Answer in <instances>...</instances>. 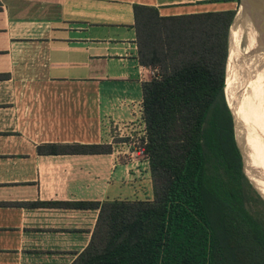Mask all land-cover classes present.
<instances>
[{"label": "crops", "instance_id": "obj_1", "mask_svg": "<svg viewBox=\"0 0 264 264\" xmlns=\"http://www.w3.org/2000/svg\"><path fill=\"white\" fill-rule=\"evenodd\" d=\"M238 2L0 0V264H69L98 214L76 202L114 198L119 179L138 176L111 131L141 107V82L155 71L138 60L134 4L169 15ZM74 141L112 150L38 151Z\"/></svg>", "mask_w": 264, "mask_h": 264}, {"label": "trees", "instance_id": "obj_2", "mask_svg": "<svg viewBox=\"0 0 264 264\" xmlns=\"http://www.w3.org/2000/svg\"><path fill=\"white\" fill-rule=\"evenodd\" d=\"M235 11L162 15L134 4L138 60L155 70L141 82L140 142L153 197L76 202L98 214L69 264H264V198L244 170L250 130L228 93L236 140L224 91ZM111 150L110 142L38 145L41 153Z\"/></svg>", "mask_w": 264, "mask_h": 264}, {"label": "rangeland", "instance_id": "obj_3", "mask_svg": "<svg viewBox=\"0 0 264 264\" xmlns=\"http://www.w3.org/2000/svg\"><path fill=\"white\" fill-rule=\"evenodd\" d=\"M238 6L239 3L235 9ZM248 20L250 21L248 15L247 17L243 16L232 36L233 50L228 93L246 119L250 130L249 157L244 165L245 173L264 198V50H262L263 56L255 50L258 44L252 35V29L255 30V28H251L252 23ZM225 97L227 99L226 94ZM133 106L136 108L135 115H131V118L127 119H118L117 122L112 120L111 131L113 132V144L119 150V159L127 160L134 156V161H137L134 168L137 169L138 176L129 181L126 179L120 181L119 179V182L117 181L115 184L119 183L117 191L113 193L112 197L152 198L153 190L148 159L140 145L141 136L144 135L141 107L139 108L138 104ZM238 145L240 147L239 143Z\"/></svg>", "mask_w": 264, "mask_h": 264}, {"label": "water", "instance_id": "obj_4", "mask_svg": "<svg viewBox=\"0 0 264 264\" xmlns=\"http://www.w3.org/2000/svg\"><path fill=\"white\" fill-rule=\"evenodd\" d=\"M238 3H239V6L244 10V12L247 13V15L249 16V19L253 27L255 28L258 35L260 36V41H261L260 47H263V50H264V0H239ZM235 14L233 16V19L235 17ZM231 24H230V27H231ZM230 27H229V31H230ZM228 54H229V34H228ZM224 85H225V82H224Z\"/></svg>", "mask_w": 264, "mask_h": 264}, {"label": "bare ground", "instance_id": "obj_5", "mask_svg": "<svg viewBox=\"0 0 264 264\" xmlns=\"http://www.w3.org/2000/svg\"><path fill=\"white\" fill-rule=\"evenodd\" d=\"M243 16L245 17H247V13H245L244 12V10L239 6L238 8H237V10H236V14H235V17H234V20H233V22H232V24H231V27H230V31H229V54H228V59H227V66H226V83H225V86H224V90H225V94H226V96H227V101H228V104H229V106L231 107V104H230V100H229V96H228V83H229V73H230V65H231V63H232V61H231V58H232V32H233V28L236 26V24L238 23V21H241L240 19H243ZM248 19H249V16H248ZM249 21V20H248ZM250 22V21H249ZM240 23V22H239ZM247 24V23H246ZM251 24V23H250ZM251 28H254L253 27V25L251 24ZM253 31V33H252V35H254V37L253 38H256V40H257V42H258V44H257V46L255 47V50H257L258 52H259V54L261 55V56H263L262 55V50H263V47H260V43H261V41H260V36L258 35V33L254 30V29H252ZM237 61V60H236ZM235 61V62H236ZM249 61V60H248ZM246 65H247V63H246ZM255 65H256V63H255ZM245 68V67H244ZM249 69V68H248ZM249 72V71H248ZM262 74V73H261ZM235 75V74H234ZM256 83V82H255ZM251 86V85H250ZM239 87V86H238ZM240 88V87H239ZM241 89V88H240ZM249 90V89H248ZM246 92H247V90H246ZM243 93H244V91H243ZM243 93H241V94H243ZM255 94V93H254ZM245 98V97H244ZM264 103V102H263ZM250 108V107H249ZM231 110H232V113H233V117H234V123H235V135H236V123H237V121H236V115H235V113H234V111H233V109H232V107H231ZM255 110V109H254ZM248 111V110H247ZM246 112V111H245ZM259 112V111H258ZM245 114V113H244ZM249 116V115H248ZM253 122V121H252ZM258 126H260V125H258ZM257 126V127H258ZM264 137V136H263ZM264 146V145H263ZM242 153V152H241ZM242 157H243V155H242Z\"/></svg>", "mask_w": 264, "mask_h": 264}, {"label": "flooded vegetation", "instance_id": "obj_6", "mask_svg": "<svg viewBox=\"0 0 264 264\" xmlns=\"http://www.w3.org/2000/svg\"><path fill=\"white\" fill-rule=\"evenodd\" d=\"M239 1V0H238ZM234 127H235V123H234ZM236 136V135H235Z\"/></svg>", "mask_w": 264, "mask_h": 264}]
</instances>
